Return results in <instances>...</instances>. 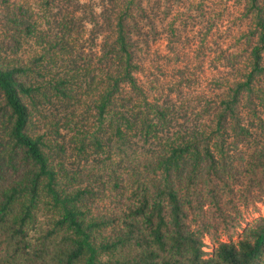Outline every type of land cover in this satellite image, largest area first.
Returning <instances> with one entry per match:
<instances>
[{
    "label": "trees",
    "instance_id": "1",
    "mask_svg": "<svg viewBox=\"0 0 264 264\" xmlns=\"http://www.w3.org/2000/svg\"><path fill=\"white\" fill-rule=\"evenodd\" d=\"M150 1L43 0L38 19L10 13L9 28L40 50L24 63L0 46V264H264V219L234 240L240 221L220 193L231 138L264 137V0H247L249 69L212 125L197 123L208 107L153 100L137 76ZM85 19L107 32L99 54L79 48ZM5 32L15 55L20 39ZM165 86L170 97L181 85ZM249 172L264 177V160ZM110 184L128 203L97 212Z\"/></svg>",
    "mask_w": 264,
    "mask_h": 264
},
{
    "label": "rangeland",
    "instance_id": "2",
    "mask_svg": "<svg viewBox=\"0 0 264 264\" xmlns=\"http://www.w3.org/2000/svg\"><path fill=\"white\" fill-rule=\"evenodd\" d=\"M42 1L0 0V46L4 49L1 53L3 57H19L26 63V59L40 50L37 39L19 36L11 28L12 25L9 28L7 21L10 13L19 15L18 10L25 12L27 7L32 11L33 18L38 19ZM81 1L97 6L96 0L94 3H91L93 0ZM144 6L151 16V24L149 21L142 24L148 40L146 45L139 44L140 69L137 76L141 84L153 100H165L176 108L201 111L203 107H208L197 123L212 125L215 118L211 115L216 109H221L223 97L229 96L230 88L237 82L244 81L249 69L247 45L253 36L247 18V0H151ZM39 21L41 29H45L44 20ZM83 21L84 27L79 30V48L84 55L99 54L100 43L107 32L95 27L93 21ZM6 27L20 39V48L15 55L11 50L13 43L5 39ZM155 80L160 83L159 93L154 90ZM169 82H180L181 85L179 92L171 93L170 97L165 86ZM262 85L264 89V82ZM257 110L258 116L264 119V106ZM244 117L246 121L242 126L250 122L248 115ZM189 118L193 119L192 116ZM263 139V135L257 132L253 142L256 141L250 146L245 145L239 137L231 138L228 143V152L234 153L235 159L229 164L232 177L226 179L228 189L220 187V193L223 196L227 192L232 195L224 197L223 202L232 200V206L227 205V213L232 216L233 222L240 221L234 240L244 234L245 229L253 228L257 221L264 219V177L252 176L249 172L253 165L264 160ZM115 189L110 184L105 194L97 199L94 210L118 213L122 204L128 203V194L119 191L118 195ZM205 209L210 211L208 207ZM198 224L194 217L192 228L197 229ZM205 242H211V238L205 236ZM204 250L209 251L208 248Z\"/></svg>",
    "mask_w": 264,
    "mask_h": 264
}]
</instances>
